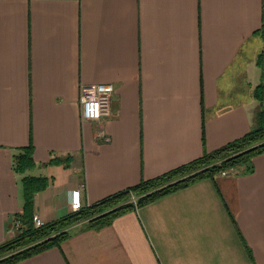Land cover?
Masks as SVG:
<instances>
[{
  "label": "crops",
  "instance_id": "1",
  "mask_svg": "<svg viewBox=\"0 0 264 264\" xmlns=\"http://www.w3.org/2000/svg\"><path fill=\"white\" fill-rule=\"evenodd\" d=\"M261 54L264 0H0V245L24 176L49 180L33 208L48 223L73 191L94 205L247 135L264 110ZM96 84L114 86V116L83 121L80 88ZM30 145L22 176L14 157ZM252 166L78 225L17 264H264V154Z\"/></svg>",
  "mask_w": 264,
  "mask_h": 264
},
{
  "label": "trees",
  "instance_id": "2",
  "mask_svg": "<svg viewBox=\"0 0 264 264\" xmlns=\"http://www.w3.org/2000/svg\"><path fill=\"white\" fill-rule=\"evenodd\" d=\"M258 65L264 68V55L258 59ZM255 96L264 100V85H259ZM264 154V110L258 115L257 126L244 137L200 158L177 167L159 177L142 180L138 185L121 191L103 201L83 206L77 212L66 217L45 223L42 227L34 224V197L45 190L49 180L40 177L24 176L35 166L33 147L21 149L14 157V170L23 177L24 209L17 221L22 225L14 238L0 245V264H17L23 260L60 248L71 235L72 229L83 225V229L100 230L111 225L120 216L148 205L164 196L189 187L203 180H214L221 173L243 168L245 172L253 170L252 160ZM232 216V215H231Z\"/></svg>",
  "mask_w": 264,
  "mask_h": 264
},
{
  "label": "built area",
  "instance_id": "3",
  "mask_svg": "<svg viewBox=\"0 0 264 264\" xmlns=\"http://www.w3.org/2000/svg\"><path fill=\"white\" fill-rule=\"evenodd\" d=\"M115 88L111 84L82 85L80 88V106L81 118L83 121L98 122L105 117H113L112 111L113 96ZM231 171L221 173V176H227ZM83 207L78 191L71 194V212H77ZM44 222L38 216H34V224L36 227H42ZM21 227L20 221H16L14 225V234L16 235Z\"/></svg>",
  "mask_w": 264,
  "mask_h": 264
},
{
  "label": "rangeland",
  "instance_id": "4",
  "mask_svg": "<svg viewBox=\"0 0 264 264\" xmlns=\"http://www.w3.org/2000/svg\"><path fill=\"white\" fill-rule=\"evenodd\" d=\"M82 226H83V225H82ZM82 226H81V227H82Z\"/></svg>",
  "mask_w": 264,
  "mask_h": 264
}]
</instances>
